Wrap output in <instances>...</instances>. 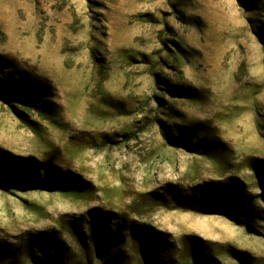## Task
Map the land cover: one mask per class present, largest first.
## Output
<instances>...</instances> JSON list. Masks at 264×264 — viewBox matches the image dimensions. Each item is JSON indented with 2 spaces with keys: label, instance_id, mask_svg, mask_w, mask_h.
<instances>
[{
  "label": "rangeland",
  "instance_id": "374dc122",
  "mask_svg": "<svg viewBox=\"0 0 264 264\" xmlns=\"http://www.w3.org/2000/svg\"><path fill=\"white\" fill-rule=\"evenodd\" d=\"M3 166L0 264H264V0H0Z\"/></svg>",
  "mask_w": 264,
  "mask_h": 264
},
{
  "label": "trees",
  "instance_id": "16d2710c",
  "mask_svg": "<svg viewBox=\"0 0 264 264\" xmlns=\"http://www.w3.org/2000/svg\"><path fill=\"white\" fill-rule=\"evenodd\" d=\"M37 106V105H36ZM38 107V106H37ZM4 169V166L3 167H0V171H2ZM5 172H6V180H8V179H10L11 181H14L15 183H17V179H20L21 177H20V175H21V172H23V171H21V170H19L18 169V171L16 172V174L17 175H11L12 173H10V171H8L7 170V168L5 167ZM24 174V173H23ZM39 180V181H38ZM41 180L40 179H35V181L33 180L32 181V179L31 180H25V183H22L24 186H27V187H34V188H40V187H45V188H47L46 186H48V188H49V186H52V188H55V189H57V190H59V191H62V190H65V192H68V193H76V192H80V190L82 189V185L80 186V185H77L75 182H73V183H69V184H67V185H63V184H61V185H58V183L56 184V185H50L51 183H48V185H39V184H44V183H42V181L40 182ZM26 184V185H25ZM33 184V185H32ZM14 186H16V185H14ZM172 203L174 204V206H175V208L176 209H180V210H187V211H198V205L197 204H195L194 202H191V201H189V200H187V202H184L182 199H180V198H177V199H175L174 201H172ZM217 214H219V213H217ZM229 217H227L228 219H230V220H236V218H234V219H231V216L230 215H228ZM112 236H110L109 237V239H107L108 240V242H107V244H109L108 246H107V244H106V241H104V239H101V237L100 236H98V234H94L93 236H92V238H93V241L95 242V244L99 247V250L100 251H103L104 250V248L105 247H107V248H109L110 250H112L113 251V247H114V245L112 244V243H114V240H116V238H111ZM31 250V252L33 251V248H31L30 249ZM99 250H97V253H98V256H97V258L99 259V260H101V254H100V251ZM19 251V250H18ZM112 252L111 251H108L107 253H106V255L110 258V261L112 260V261H116V260H114L113 259V257H112V254H111ZM20 256H19V255ZM30 256H32V258H34V259H40V258H38L36 255H34V252H32V254L30 255ZM57 256V254L55 255V257ZM57 258V257H56ZM51 256L49 257V259H46V261L49 263V262H51ZM57 261V259L55 260V262ZM20 262H21V254L20 253H18V252H15V253H13V256H12V258L10 259V261H9V263L8 264H20ZM40 262V261H39ZM115 263V262H114ZM40 264H42L41 262H40Z\"/></svg>",
  "mask_w": 264,
  "mask_h": 264
}]
</instances>
